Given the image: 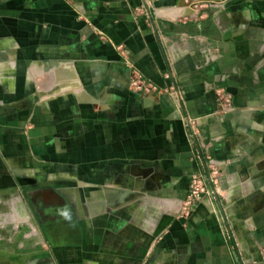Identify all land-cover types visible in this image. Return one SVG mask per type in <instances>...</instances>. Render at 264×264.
Segmentation results:
<instances>
[{"label":"crops","instance_id":"0c3cea01","mask_svg":"<svg viewBox=\"0 0 264 264\" xmlns=\"http://www.w3.org/2000/svg\"><path fill=\"white\" fill-rule=\"evenodd\" d=\"M178 1L0 0V264H264V0Z\"/></svg>","mask_w":264,"mask_h":264},{"label":"built area","instance_id":"2783aa9c","mask_svg":"<svg viewBox=\"0 0 264 264\" xmlns=\"http://www.w3.org/2000/svg\"><path fill=\"white\" fill-rule=\"evenodd\" d=\"M145 4L137 8L139 14H145ZM226 5L227 0H179L175 6L180 8L182 13L177 20L186 22L188 20L205 19L225 9ZM146 22L151 24L150 18H146ZM116 47L124 54L126 59L125 64L129 70L128 86L131 91L152 99H156L163 94L178 93L172 85L160 86L144 76L128 58L127 48L122 44H118ZM163 77L169 80L171 79V73L167 71ZM216 91L217 112L223 113L235 107L233 96L230 92L226 91L223 87H217ZM198 157L203 160L200 153H198ZM203 161L202 163L206 172L205 174L201 172L196 173L192 176L189 191L183 205V210L186 212H190L201 200L205 198L210 199V197L216 195L220 190V180L226 166L223 162L213 158ZM262 251L264 252L263 249ZM262 254L264 259V253Z\"/></svg>","mask_w":264,"mask_h":264}]
</instances>
